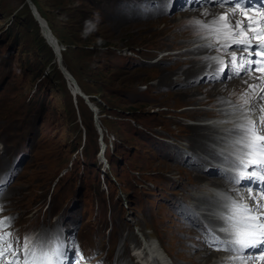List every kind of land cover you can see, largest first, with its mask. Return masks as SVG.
<instances>
[{
	"label": "rangeland",
	"instance_id": "obj_1",
	"mask_svg": "<svg viewBox=\"0 0 264 264\" xmlns=\"http://www.w3.org/2000/svg\"><path fill=\"white\" fill-rule=\"evenodd\" d=\"M33 1L53 23L85 97L28 2L0 0V215L16 218L10 230L21 238L61 230L74 237L81 264H141L133 250L147 239L162 242L177 264L202 262L184 258L209 221L194 202L213 189L197 175L234 170L190 152L183 128L198 120L183 108L230 105L192 104L179 86L161 88L163 72L186 59L179 52L194 31L189 20L179 24V12L199 3L159 13V0Z\"/></svg>",
	"mask_w": 264,
	"mask_h": 264
},
{
	"label": "snow or ice",
	"instance_id": "obj_2",
	"mask_svg": "<svg viewBox=\"0 0 264 264\" xmlns=\"http://www.w3.org/2000/svg\"><path fill=\"white\" fill-rule=\"evenodd\" d=\"M189 2L185 0L186 5ZM195 2L201 6L212 4L229 8L211 21L189 22L197 34H207L204 36L206 47L216 49L220 45L229 56L227 61L219 56L205 57L218 65L213 78L226 75L227 79H232L240 77L241 73H261L256 77L259 83L249 85L250 91L242 94L239 102L221 101L230 105L226 114L231 117L221 123L233 124L222 137L230 151L221 155L234 170L230 179L236 184L245 183L252 203L242 197L236 199L217 193L216 209L212 213L215 222L203 228L204 243L208 247L236 253L229 259L239 260L241 264H249V261L257 264V261L264 262V103H261L264 101L261 94L264 93V0ZM168 10L166 3L165 11ZM15 219L0 215V264H81L85 259L78 241L74 237L65 239L62 230L43 233L35 240L28 236L21 238L10 230Z\"/></svg>",
	"mask_w": 264,
	"mask_h": 264
},
{
	"label": "bare ground",
	"instance_id": "obj_3",
	"mask_svg": "<svg viewBox=\"0 0 264 264\" xmlns=\"http://www.w3.org/2000/svg\"><path fill=\"white\" fill-rule=\"evenodd\" d=\"M166 3L169 10L175 7H179L180 4L186 5L185 3L182 2L180 3L176 1L172 2L169 0H167L166 2H162V0H159V3L154 7V10H156L159 13L165 11ZM190 3L195 5L196 2L195 0H190L188 4ZM36 7L37 4L35 3L34 4L35 12L37 13V16H39V19L45 26L44 29L46 36L49 38V41H52L55 47L60 49L61 45L57 40V38L55 37L56 34L55 33H54L55 35L53 34V30L50 27L49 22L39 12L38 7L37 8ZM181 11L182 10H180L179 12V14H182V20L179 23L180 25L184 22L183 18L185 19V21L188 20L192 21L196 19H204L207 21L213 20L219 15L228 12L229 8L227 6H215L212 4H206L204 6H201V4H199L198 6L195 7L191 6L185 8L183 10L186 11L185 13ZM178 18H179L178 15H174L173 20H171V17L168 20L170 24H172L173 21L174 23L177 22ZM180 25H178V28L181 27ZM153 27H156V25H154ZM194 33L195 31H193L192 34L190 32L188 36L185 37L186 38L185 43L187 47L185 48L184 51L179 52L180 56L181 57L186 56V59L182 60V64H180L177 67V69L174 71V73H176L179 77L178 80L173 81L172 75L174 73L172 74L169 73L168 70H165L162 75L161 88L166 89L169 87L179 86L180 88H177L176 93L184 100L191 102L192 104H199V103H206L209 105L211 104L213 105L214 103L227 104V103H222L221 101H230L231 98L234 99L236 98V100L239 102V97L242 94H245L246 92L250 91L249 85L259 83V80L256 79V77H259L261 73L253 72L249 75H244L243 73H241L240 77H235L232 79H227L226 75L220 76L219 79L213 78L216 75V69L218 65L215 62L211 61L210 59H205V57H211L213 56V53H224L225 51L223 49H220L219 47H217V49L220 50L206 47L205 45L207 42L202 41L201 37H199L198 39L193 37ZM195 41L198 42L196 43ZM199 41H202L203 43L201 44L199 43ZM46 45H48L49 47L51 46L48 43H46ZM85 46L87 47L83 46V48H89V49L92 48L90 47V45H85ZM111 47L113 48V46ZM59 51H57V54H58V58L61 57L62 69L66 71V74L69 75V77H71L70 75L75 77V78L71 77L72 81L74 80L75 82H77L76 84L77 87L79 88L80 84L78 83V81H76L78 78L70 70V68L67 66L65 62V55H64L65 51L63 49ZM229 51H231V49H229ZM239 56L240 54H238V57ZM254 58L255 57H253V59ZM253 67H255V65H253ZM81 90L82 88L80 89V93H82ZM261 94L264 95V93ZM261 103H264V101H262ZM93 105L92 107L95 106ZM229 110H230V106L227 108L223 107L217 110L203 109L202 107H200V105L194 108L193 107L183 108V112L184 114H186V117L189 116L194 120L203 121V122L195 121L193 122L194 124H189L188 126L183 128L188 131V133H186L185 138L188 140L189 143L188 147L189 149H191L190 152L196 157L197 160H202L206 157H211L212 160L227 164L231 168L229 163L221 155V153H227L228 151H230V149H228L224 144L222 137L225 136L227 129L233 127V124L221 123V121H227L231 119V117L226 114L229 112ZM207 116L210 117L214 116V119L211 118L213 121H210L211 119L208 120L207 118L209 117ZM102 130H103L102 134H104L105 136L106 134L103 127ZM104 157L106 158V154H104ZM212 173L210 174L199 173L197 175V179L198 178L203 179L201 183L203 182L205 188L206 189L211 188L213 189V191H205L204 194L198 195L197 196L198 199H196L194 202L195 207L200 211H203L202 213H204L205 214L204 216L207 217V219L209 220L208 224L210 222H215V218L213 217L212 213L214 209H216L215 201L217 200V193H221V192L226 193L229 196L236 199H240L242 197L244 200L246 199L248 200L249 198L248 189L245 183L243 182L241 184H236L233 183L232 180L230 179V177L234 175V172H230L227 170L224 171L217 170L215 172L216 175ZM252 191L253 193H255L256 188L252 187ZM202 236H203L202 241L199 240L196 242L195 239L193 238L194 243L191 246H189L188 244L187 246L185 244L187 250L184 256V258L186 259L185 262H198L202 260V262L198 264H219L220 261L225 260L223 255H225L224 252L227 251L226 250L218 251L215 250L214 248L208 247L204 243V238H205L204 234ZM184 239L189 240L188 236L184 237ZM138 245L139 246L136 248V250L134 249V251L135 254L138 256L140 262L138 260L137 261L141 264H173V263L177 264L175 259L171 257V255L169 254L166 247L162 244V242L161 244H159L154 239L152 241L147 239L144 243Z\"/></svg>",
	"mask_w": 264,
	"mask_h": 264
},
{
	"label": "water",
	"instance_id": "obj_4",
	"mask_svg": "<svg viewBox=\"0 0 264 264\" xmlns=\"http://www.w3.org/2000/svg\"><path fill=\"white\" fill-rule=\"evenodd\" d=\"M26 2H28V5H29V7L31 8V10H32V13L36 16V18L39 20V22H41V20L39 19V16H37V13L33 10V8H34V4H33V2L32 1H30V0H26ZM32 4V5H31ZM41 24H42V26H44V24L41 22ZM61 70H62V72L63 73H66V71H64L62 68H61ZM66 75V74H65ZM66 77H67V75H66ZM71 80H72V78L71 77H69ZM79 95H81V96H83V97H85L82 93H79ZM95 113V118H96V120H97V114H96V112H94ZM41 122V120L38 122V124ZM98 129H99V131L102 133V131H101V127H100V124H98Z\"/></svg>",
	"mask_w": 264,
	"mask_h": 264
},
{
	"label": "clouds",
	"instance_id": "obj_5",
	"mask_svg": "<svg viewBox=\"0 0 264 264\" xmlns=\"http://www.w3.org/2000/svg\"><path fill=\"white\" fill-rule=\"evenodd\" d=\"M31 9V8H30ZM32 11V10H31ZM37 19V18H36ZM38 20V19H37ZM39 21V20H38ZM40 23V26H42V24H41V22H39ZM43 27V26H42ZM50 43H51V45H53V43H52V41H50ZM96 47V49H99L98 48V45L97 46H95ZM99 47H101V46H99ZM95 49V50H96ZM59 50H61V47H60V49ZM103 136H104V134H103ZM105 137V136H104Z\"/></svg>",
	"mask_w": 264,
	"mask_h": 264
},
{
	"label": "trees",
	"instance_id": "obj_6",
	"mask_svg": "<svg viewBox=\"0 0 264 264\" xmlns=\"http://www.w3.org/2000/svg\"><path fill=\"white\" fill-rule=\"evenodd\" d=\"M45 17V16H44ZM48 21V20H47ZM49 22V21H48ZM51 24V25H50ZM49 25H50V27L52 28V26H53V23L52 22H49ZM53 30V29H52ZM54 31V30H53ZM56 32V31H55Z\"/></svg>",
	"mask_w": 264,
	"mask_h": 264
}]
</instances>
